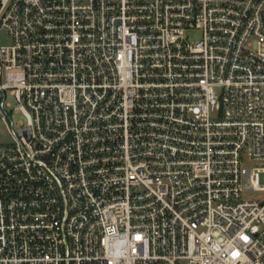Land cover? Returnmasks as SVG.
<instances>
[{"label":"built area","instance_id":"2783aa9c","mask_svg":"<svg viewBox=\"0 0 264 264\" xmlns=\"http://www.w3.org/2000/svg\"><path fill=\"white\" fill-rule=\"evenodd\" d=\"M0 32V264H264V0H0Z\"/></svg>","mask_w":264,"mask_h":264},{"label":"rangeland","instance_id":"374dc122","mask_svg":"<svg viewBox=\"0 0 264 264\" xmlns=\"http://www.w3.org/2000/svg\"><path fill=\"white\" fill-rule=\"evenodd\" d=\"M200 36V32L198 30H193L189 33V37L192 39H196ZM9 37L3 33L0 32V43H7L9 42ZM7 137L5 126L3 122L0 120V140H4ZM248 165H253L255 163L251 161H247ZM243 198L246 199H257V200H264V189H245L242 192Z\"/></svg>","mask_w":264,"mask_h":264}]
</instances>
